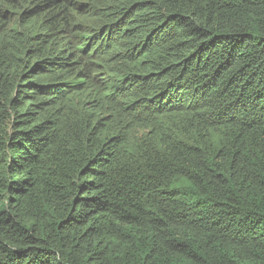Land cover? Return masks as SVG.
<instances>
[{"label": "trees", "instance_id": "trees-1", "mask_svg": "<svg viewBox=\"0 0 264 264\" xmlns=\"http://www.w3.org/2000/svg\"><path fill=\"white\" fill-rule=\"evenodd\" d=\"M0 264H264V0H0Z\"/></svg>", "mask_w": 264, "mask_h": 264}]
</instances>
